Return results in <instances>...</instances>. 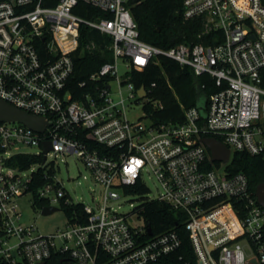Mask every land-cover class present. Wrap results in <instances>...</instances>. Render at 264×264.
<instances>
[{
	"label": "built area",
	"instance_id": "1",
	"mask_svg": "<svg viewBox=\"0 0 264 264\" xmlns=\"http://www.w3.org/2000/svg\"><path fill=\"white\" fill-rule=\"evenodd\" d=\"M129 1L0 0V101L47 120L43 132L0 121V257L12 264H151L176 252L180 233L150 234L142 204L131 213L109 204L120 191L128 194L126 187L142 184L149 193V173L163 192L144 202L159 200L183 213L198 264H264V206L248 176L230 169L236 152L264 160V0H184L185 19L203 18L206 32L222 31L223 38L169 49L141 39ZM81 3L112 17L82 16ZM82 26L112 37L114 59L76 82ZM161 56L208 76L217 88L204 106H183L182 121L158 122L164 104L154 95L157 81L140 97L132 80L134 66L159 63ZM136 103L150 104L153 118L145 110L133 115ZM208 136L229 147L227 161L213 159L202 141ZM44 141L52 146L45 162L27 169L8 164L21 153L44 157ZM66 154L82 160L105 188L104 203H82L84 214L75 211L66 227L41 234L23 223L18 200L33 194L34 173L53 166L38 196L61 209L81 203L57 177L54 159ZM134 214L144 223L131 224Z\"/></svg>",
	"mask_w": 264,
	"mask_h": 264
},
{
	"label": "trees",
	"instance_id": "2",
	"mask_svg": "<svg viewBox=\"0 0 264 264\" xmlns=\"http://www.w3.org/2000/svg\"><path fill=\"white\" fill-rule=\"evenodd\" d=\"M184 0H130L129 6L132 15L138 24L140 37L144 41L158 47L169 49L180 43H203L214 45L222 41V31L206 32L203 18L185 19L183 16ZM77 13L96 19L98 17L111 18L110 12L99 10L93 6L80 4ZM218 36V37H216ZM215 38L219 40H215ZM113 39L108 34L87 27H81L80 49L75 58L76 82L88 79L105 62L114 59L111 49ZM90 45V49L86 46ZM133 82L137 87L149 88L154 81L157 87L154 95L162 100L164 108L158 111L155 118L158 122H177L184 120V110L192 106H204L208 96L216 91L214 80L208 76H197L189 68H182L173 59L161 56L159 63L151 62L146 67L132 68ZM264 78V69L262 70ZM264 86V80H263ZM73 90V89H72ZM82 92V89L80 90ZM153 96V90L151 92ZM74 97L80 98V93L74 89ZM144 110L153 118V107L144 105ZM43 156L36 154H16L8 160V164L20 169H27L33 164L42 163ZM230 169L235 172H244L251 183L252 189L264 183V160L261 156H252L244 152H236L233 156ZM54 167L50 169L40 168L34 173L31 183V191L34 195V203L41 208L48 206L49 201L38 196L39 188L48 180L46 175L52 174ZM129 193H146L144 185L126 187ZM67 217L72 218L74 212L84 214L83 204L63 205ZM141 214L145 221L152 227L155 234L169 229H176L182 238V245L176 251L163 256L157 262L151 264H198L194 248L188 231L184 226V215L180 211L172 209L167 203L159 200L146 201L142 204ZM0 264H12L0 257Z\"/></svg>",
	"mask_w": 264,
	"mask_h": 264
},
{
	"label": "rangeland",
	"instance_id": "3",
	"mask_svg": "<svg viewBox=\"0 0 264 264\" xmlns=\"http://www.w3.org/2000/svg\"><path fill=\"white\" fill-rule=\"evenodd\" d=\"M119 70L121 75H125L127 70L126 62L120 61ZM117 88V84H114ZM124 93L128 95L129 89L125 87ZM135 116H144V106L141 103H136L132 111ZM21 150L28 153H36L39 151L37 146H23ZM52 160V156H49ZM233 157L230 161H232ZM56 161L57 177L63 187L69 192L75 202L86 203L90 205L104 203L105 188L95 179L86 164L79 160L73 154L60 155ZM30 173V172H29ZM145 182L150 188V192L144 195L125 194L122 191L121 196L117 199H110L109 204L117 208L122 213H131L136 207H139L146 199L158 198L163 192L157 179L150 177L149 173L144 174ZM20 210L23 214L22 221L26 224H34L37 226V232L41 234H49L56 232L58 229L66 227L68 217L63 208L50 215H43L42 208L34 203V195L31 193L25 194L19 200ZM131 224H142L144 219L134 214L130 218ZM15 240H12L14 243Z\"/></svg>",
	"mask_w": 264,
	"mask_h": 264
},
{
	"label": "water",
	"instance_id": "4",
	"mask_svg": "<svg viewBox=\"0 0 264 264\" xmlns=\"http://www.w3.org/2000/svg\"><path fill=\"white\" fill-rule=\"evenodd\" d=\"M138 93L140 97H146L147 95L144 86H141L139 88ZM143 101L146 102L147 101L146 98H144ZM0 121H21L27 124L32 129L39 132H43L47 125V120L44 117L27 113L5 101H0ZM202 141L210 149L214 160L227 161L229 159L230 149L222 141L212 136L204 137ZM51 148H52L51 142L44 141V153H45L43 157L44 162L47 159L46 154L51 150ZM256 193L258 196L259 203L264 206V183L260 184L257 187ZM59 210H61V208L57 206H45L42 209V214L50 215ZM148 230L149 233L152 234L150 224H148Z\"/></svg>",
	"mask_w": 264,
	"mask_h": 264
}]
</instances>
